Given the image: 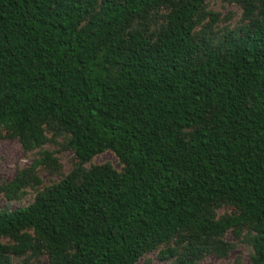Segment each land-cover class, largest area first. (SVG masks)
Returning a JSON list of instances; mask_svg holds the SVG:
<instances>
[{
  "label": "trees",
  "instance_id": "trees-1",
  "mask_svg": "<svg viewBox=\"0 0 264 264\" xmlns=\"http://www.w3.org/2000/svg\"><path fill=\"white\" fill-rule=\"evenodd\" d=\"M204 2L0 0V128L30 149L56 122L81 164L111 151L124 166L71 173L0 210V264L35 246L48 264H137L184 232L176 264H194L199 239L245 225L264 264V11L218 47L194 36ZM163 5L173 10L154 38L130 30ZM220 202L239 214L213 220Z\"/></svg>",
  "mask_w": 264,
  "mask_h": 264
},
{
  "label": "rangeland",
  "instance_id": "rangeland-1",
  "mask_svg": "<svg viewBox=\"0 0 264 264\" xmlns=\"http://www.w3.org/2000/svg\"><path fill=\"white\" fill-rule=\"evenodd\" d=\"M172 6H161L152 11L145 19H137L131 31L144 30L154 36L167 23ZM251 10H253L251 12ZM264 0H205L195 17L194 36L197 43L211 42L222 47L228 37L239 36L252 21L262 18ZM47 141L40 146L24 149L19 138L5 128H0V210H15L27 207L50 186L74 173H82L94 166L109 165L117 172L124 166L111 152L96 155L89 163L81 164L69 147L70 135L56 122L47 121L42 126ZM187 131L185 136H190ZM21 183L16 195H12L10 185ZM239 207L233 203L220 202L213 208V220H225L239 214ZM30 236L31 243L37 244L33 230L23 232ZM255 232L251 225L230 229L227 233L211 238L199 239L196 246L201 253L194 257V264H252L255 257ZM2 244L10 248L20 245L19 241L3 238ZM191 242L188 232L181 233L156 250L144 254L137 264H176L180 254ZM175 248L178 255L163 259L161 252ZM7 264H48V256L36 246L25 253L10 251L5 254ZM6 264V263H4Z\"/></svg>",
  "mask_w": 264,
  "mask_h": 264
}]
</instances>
